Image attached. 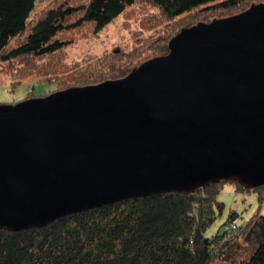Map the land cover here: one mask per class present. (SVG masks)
<instances>
[{
    "label": "water",
    "instance_id": "95a60500",
    "mask_svg": "<svg viewBox=\"0 0 264 264\" xmlns=\"http://www.w3.org/2000/svg\"><path fill=\"white\" fill-rule=\"evenodd\" d=\"M125 76L0 104V228L210 183L264 185V2Z\"/></svg>",
    "mask_w": 264,
    "mask_h": 264
},
{
    "label": "trees",
    "instance_id": "16d2710c",
    "mask_svg": "<svg viewBox=\"0 0 264 264\" xmlns=\"http://www.w3.org/2000/svg\"><path fill=\"white\" fill-rule=\"evenodd\" d=\"M37 1L0 0V63L7 62L15 81L38 68L44 71L49 63L62 65L51 55L72 44L65 34L90 25L98 35L130 8L139 7L142 16L149 17L146 29L163 27L165 34L159 32L158 42H153L163 55L169 39L181 28L208 22L213 14L222 18L239 13L254 0H61L29 25ZM166 26L174 28L169 32ZM21 35V41L8 47ZM137 54L132 50L107 61L101 58L109 74L87 82L91 75L82 70L75 86L125 76ZM19 59L23 60L20 66ZM226 183L241 191L251 190L223 181L190 194L167 192L125 200L41 227L20 231L0 228V264H264V214L239 221L238 214L229 211L218 232L206 233L223 211L224 203L217 195ZM253 191L264 199V185Z\"/></svg>",
    "mask_w": 264,
    "mask_h": 264
},
{
    "label": "rangeland",
    "instance_id": "374dc122",
    "mask_svg": "<svg viewBox=\"0 0 264 264\" xmlns=\"http://www.w3.org/2000/svg\"><path fill=\"white\" fill-rule=\"evenodd\" d=\"M60 1L61 0L37 1L30 15L29 25H31L44 10L58 4ZM258 2L260 1L254 0L249 6L252 3ZM141 13L142 10H140L139 7L128 9L125 13L116 17L110 24L104 27L98 35L92 33V27L90 25L79 30H74L70 35L65 34L64 36L66 38L72 40V44L60 54L51 55L52 60H58L62 65L50 66L49 63L48 66L44 67L46 68L44 71L43 69L38 71V68L34 72H30V74L20 78L18 81L10 77V67L7 62H1L0 104L15 103L28 98V96L40 97L54 91L75 86L78 84L76 77L82 70L86 73L89 72L91 75L85 79H88L87 82L101 78L104 79V77H106L104 75L109 74V70L106 69L102 61H100L103 57H105L104 61H107L112 55L114 57H120L119 55L115 56V54L136 50L138 54L132 61V67H130L131 71L132 68L138 66L143 61L162 55L156 50V46L158 45V43H156L158 42L156 38L159 32L165 34V32L162 33L163 27L156 26L146 29L151 22H149V17H143ZM218 14L219 13L210 15V20L217 18ZM152 21L154 22V20ZM173 28L174 26H171L167 29L170 32ZM23 36L24 35H21V37L12 39L8 47L21 41ZM155 40L156 42L153 43ZM19 60L20 61L17 63H20L18 64L20 66L23 60ZM45 60H41V62ZM39 66L42 67L43 65ZM47 69L55 70L53 71L54 74H46L48 71ZM217 199L224 203V208L222 213L216 217L215 221L206 231L208 235L220 230V226L224 220H226L229 211H235L239 216V221H244L255 213L264 214V199L258 198L257 191H241L236 189L235 184L226 183L218 193Z\"/></svg>",
    "mask_w": 264,
    "mask_h": 264
}]
</instances>
